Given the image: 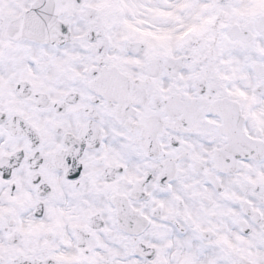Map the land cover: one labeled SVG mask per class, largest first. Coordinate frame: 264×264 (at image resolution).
<instances>
[{
    "label": "snow or ice",
    "instance_id": "6c2138e0",
    "mask_svg": "<svg viewBox=\"0 0 264 264\" xmlns=\"http://www.w3.org/2000/svg\"><path fill=\"white\" fill-rule=\"evenodd\" d=\"M0 264H264V0H0Z\"/></svg>",
    "mask_w": 264,
    "mask_h": 264
}]
</instances>
